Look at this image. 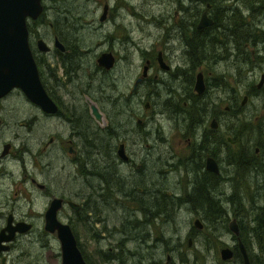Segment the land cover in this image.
<instances>
[{
  "label": "rangeland",
  "instance_id": "374dc122",
  "mask_svg": "<svg viewBox=\"0 0 264 264\" xmlns=\"http://www.w3.org/2000/svg\"><path fill=\"white\" fill-rule=\"evenodd\" d=\"M209 1H211V5L207 9L206 4L210 2L206 3L204 0H43L42 14L33 23L27 20L28 30L42 35L46 42H50L49 37L57 31L56 33L59 35L62 34L63 40L66 37L69 43L79 45L77 53L80 55L75 59V62L72 61L73 66L80 59H82V64L87 62L93 64L90 60L92 59L91 55L108 47H112L115 54L124 53L129 56L125 62L120 61L117 64L118 66L112 73V82L101 72L91 74L87 72L88 70L85 71V68L80 71L83 81L88 74L93 78L89 92L96 95L99 87H102V97H114L118 91H123L127 95L133 79L142 76L140 74L144 59L148 58L150 54L154 59L157 51H160L161 59L166 65H170V68L166 71L155 72L161 69L157 64H154L147 75L161 73L166 77L168 79L164 86L166 93L149 95V88L144 83L136 88L134 107L137 112L141 113L139 124L141 123L143 128L137 130L138 127L135 128L137 125H134L133 130L137 141L139 135L146 130L163 134V137L142 140L140 142L142 150L137 152V156L146 155L148 160L149 156L153 158L165 153L169 162L183 163L187 172L185 176L194 181L200 176L195 175V172L188 171V167L191 166L188 160L191 153H194L191 151L193 141L198 137L191 135L190 139H187L186 135L180 132L184 128L183 120L188 123L189 113H179L176 108L188 96H186L187 90L182 80L184 77L181 76L180 68L176 67L174 62L176 60L182 67L191 70L190 59L205 55L206 62L211 65L208 69L204 66L197 70L194 69L192 77H186V79L192 85L197 71L202 73L203 81L210 82L212 79L210 76L216 77V80L213 78V83L206 91L210 92L212 98L208 100L206 93L203 92L195 94L197 107L199 109L206 105L202 115L206 116L205 126L207 129L210 118L214 117L218 126L216 128L217 135L222 137L228 135L233 138L238 133L240 140L238 139L236 144L231 143V149L244 155L245 160L250 163L247 167L251 169L244 168L240 172L241 167L238 168L233 164L227 165L225 158L223 160L224 155L213 156L219 166L220 178H226L227 181L225 184L214 182L215 185L207 186L210 187L206 189V194L209 196L207 197L213 201L210 205L219 203L216 208L211 207V209L215 208L220 211L216 214L218 215L216 218L214 215L210 219L207 217L208 211L202 208L197 211L193 210L191 204L185 201L187 200L185 197H182L184 199L180 201L172 198L173 194H182L184 188L187 187L178 176L180 172L184 175L183 167L180 172L168 173L165 178L168 195V200L164 203L165 208L161 209V212H156V210H150L147 214L142 212L145 214V218L143 225L139 227L140 232L134 239H127L124 242V246L132 245L131 248L135 247L140 252L136 250V255L133 256L135 264H138V258H141L140 264H237L238 260L236 259L227 262L219 257V248L224 245L231 247L235 241L233 234L227 228V222L235 217L240 226H251L250 215L253 214L251 205L264 204V189H260L264 183V84L258 95L251 94L246 104L240 105L243 95L248 93L249 89L257 83L260 73L264 72V5L261 0ZM104 4L107 6L105 17L99 20ZM235 8L240 16L242 28L238 24L234 26L236 22H230L231 14ZM203 10H206L209 16L215 13L219 16L216 28L210 30L212 31L210 32L211 36H214L217 42L206 41L198 49L199 51L197 49L187 50L183 47V42L179 41V36L184 39L187 25L190 26L191 22L195 23L197 20L195 16L191 15L197 14L199 17ZM48 22L53 23L52 29L49 28ZM180 24H183L181 27L184 26V31L177 29ZM235 27L243 34L240 39L246 40L245 42L248 41V38L251 40L248 41V47L244 46L245 42L238 47L237 42L241 40L237 41V39L240 35L231 33L236 31ZM248 33L258 40L254 41L248 36ZM177 41L179 48L176 50ZM218 41L225 44L224 49L219 48L222 43L219 45ZM256 44L258 51H255V55H250L251 49ZM133 51L134 59L131 67L128 60L131 61ZM248 56L250 61H247ZM212 58L214 60H211ZM206 70L211 74H207ZM234 95L237 96L238 105L234 104L232 99ZM63 99L68 108H79L78 102L81 100H75L72 103L68 96H64ZM142 101H148L147 109L142 107ZM227 105L233 109V114H227V110L224 109V106ZM30 111L24 112V117L31 116L32 111ZM199 115L200 113L196 112V117ZM122 118V116H115L114 120L119 123ZM114 120L112 119V123H115ZM69 124L75 126L78 124L77 119L72 122L61 118L53 120L40 114L38 127L30 123L28 129L23 128L17 138H13L17 129L7 131L8 138L6 140L11 144L10 153L6 157L9 181L6 180L7 191L0 194V204L7 205L0 208L1 212L9 211L11 206L18 205L17 214L27 213L29 221L36 224L37 228L40 227V231H35L32 227L31 231L24 233L21 238L14 241L15 248L10 255L17 259L18 264H59L60 248L55 234L44 231L42 227L43 212L48 199L43 195L36 196L35 190L30 196L26 193L27 189L32 187L28 185L27 181L21 180L20 163L14 162L16 153L25 150V168L33 171L34 177L39 183L47 187L50 186L55 192H63V189H70V192L86 191L82 177L75 174L76 167L69 164V156L65 153V147L63 149L60 147V142L68 136L71 130ZM74 126L73 128L79 129ZM122 128V126L116 127L115 132L121 135L124 133ZM191 128L196 135H200L206 129L198 128L196 125H192ZM50 138L51 141H49ZM21 140L26 141L21 143ZM73 141L74 148L77 149L79 147L78 139L73 138ZM222 141H218L217 144L220 145ZM254 143L256 144L255 148L259 147L257 152L253 148ZM96 144L97 140H94L92 147ZM223 145L222 147H225ZM248 145L251 147L246 148ZM90 150L91 152L87 150V155L95 159V154L92 153L93 148ZM35 162L39 164L38 173ZM252 162L255 164L254 166L251 165ZM257 163L263 167L262 173L261 169L256 168ZM152 165L154 167L155 164L152 162ZM153 178L162 182L163 176H149L147 179L152 180ZM216 181H220V179ZM88 183L94 185L92 180H89ZM160 189L162 193L165 192L163 188ZM187 190L189 195L191 189L187 187ZM199 193L194 198L203 200L204 193L201 190ZM72 196L79 199V196ZM228 197H230L229 202ZM204 205L205 208L207 204ZM109 209L112 210L111 213L122 214L124 217L130 215V219L136 218L140 221L142 218V214L140 217H136V212L133 213L131 208L122 209L120 207L118 209L115 207L112 209L110 205L104 208V213L108 214ZM198 216L203 222V227L197 230L192 222ZM68 218L71 220L70 224L79 248L82 252L85 250L90 264H107L106 260L96 255V250L101 246L105 252H108L106 248L108 246L112 248L113 244L108 245V242L87 239L85 230L88 224L80 221L78 215H74L71 209L64 208L60 212L59 219L62 222H68ZM109 218L112 219L110 216ZM90 224L92 223L90 222ZM244 236L246 238L245 232ZM188 239H190L189 243ZM249 241L251 242V240ZM252 245L254 250L259 247L258 241L256 245ZM124 255L126 258L121 257L125 259L123 264H130L131 256ZM110 261L121 264L119 258ZM111 262L108 263L112 264Z\"/></svg>",
  "mask_w": 264,
  "mask_h": 264
},
{
  "label": "flooded vegetation",
  "instance_id": "af4514ba",
  "mask_svg": "<svg viewBox=\"0 0 264 264\" xmlns=\"http://www.w3.org/2000/svg\"><path fill=\"white\" fill-rule=\"evenodd\" d=\"M41 0V4H42ZM195 1V0H194ZM199 1V0H198ZM184 4V3H182ZM43 10H44V5ZM210 5L208 6V8ZM207 8V9H208ZM43 12V11H42ZM42 14V13H41ZM188 14V13H187ZM202 14V12H201ZM201 14H192L191 16H195L196 22H191V25H187V32L185 33L186 36L181 38L179 36V41L183 42V47L188 49H200L204 42L208 41L210 43L217 42L214 40V36L211 34L199 36V33L196 31L207 29L210 31L217 26V17L216 14L209 16L207 13V17H209L212 21L210 26L203 27L198 29L195 27L198 20L201 17ZM189 15V14H188ZM190 16V15H189ZM39 17V16H38ZM105 17V14H104ZM187 18V17H186ZM37 19V18H36ZM30 20V19H27ZM35 20V19H34ZM34 20H30L31 23ZM183 24H180L177 29H181L184 31V26L181 27ZM48 26L52 29L53 23L48 22ZM192 27V28H191ZM209 27V28H207ZM26 28H27V21H26ZM9 31H13V29H8ZM7 30V31H8ZM228 34V27L226 29ZM57 31L53 32L52 35L49 37L50 42H46L42 35H38L37 33H33L32 31L28 30L27 28V46L29 49L30 56L32 58L34 67L37 72V77L39 82L41 83L44 91L51 99L52 102L55 103L57 106L56 111L53 113H44L40 110V108L30 102L20 88L12 86L7 89H2V76L1 74H14V69L10 66H2L0 65V194H4L7 191V182L9 181L8 167H7V155L10 153L11 144L6 140L8 138L7 131L9 130H16L14 132L13 138H17L19 136L20 131L23 128L29 127L30 123L33 125L35 124L36 127L39 125V117L40 114L43 116L49 117L51 119L61 118L68 122H72L77 119L78 124L75 126L73 124H69L71 130L68 136L60 142V147L63 149L65 147V153L69 156V164L70 166H75V174L80 175L82 177L83 182L86 186V191L84 192H70V189H63V192L57 193L50 188V186H45L44 184L39 183L33 174L32 170H27L25 168L24 162H26L24 158L25 150L18 151L16 153V160L14 162L20 163V174L22 176V181H27L28 185H31L32 188H28L26 193L30 196L32 195L33 191L35 190V195H43L45 196L48 201L46 202L47 205L49 204L52 198L60 199V206L56 211V217L60 221V212L64 208H69L74 213V215H78L80 221H84L88 225L86 226L85 233L87 235V239H97L99 242H108L111 246L106 248V251L99 246L96 250V255L99 256L101 259L111 262V259L119 258L121 264L124 263L126 255L131 256L130 264H135L134 255H136V248L132 245L128 247V245L124 246V242L127 239H134L136 234L140 232L139 227L143 225V220L146 214L150 210H154L153 205L166 206L164 203L168 200V195L166 193V183L165 178L168 173L180 172L183 163H172L168 161L167 155L165 153L159 154L155 157H148L150 162H147V156H137V152L142 150V144L140 141H137V137L134 133L133 127L137 125L135 128L140 130L141 123L139 124L140 118V111L137 112L135 105V91L138 86H141L143 83L147 85L149 95H157L159 93H166L164 86L168 79L164 77L161 73H154L153 75H147V73L152 69L154 64H157L158 68L161 70H157L155 72L166 71L170 68V65L167 66L165 69L161 68L156 60L157 53L152 58V55L148 58L144 59V62L141 66H146L145 75L138 76L133 79L130 88L128 89V94L125 95L123 91H118L114 97H102V87H99L98 93L96 95L89 92L90 88L92 87L93 78L91 75H87L84 81L82 77H80V71L85 68V71L88 70V73L97 74V72H101L104 76L109 79V81H113L112 73L115 71L117 64L122 61L125 62L126 58L128 59L129 56L125 55L124 53H114L112 47L105 48V50L99 51L97 54H92L91 57L93 64L88 62L86 64H82V59L79 60L78 63H75V66L72 65V61L75 62V59L80 55L77 53V47L79 45L71 44L68 41V38H61L62 34L56 33ZM263 32V31H261ZM215 35L217 33L213 32ZM250 35V34H248ZM228 36V35H227ZM250 37L256 41L258 39L253 38V35ZM38 39H41L45 45L43 47L45 50H41L36 43ZM256 39V40H255ZM248 40V39H247ZM251 41V40H250ZM219 45L222 43L218 41ZM245 47L249 46L248 42H245ZM197 47V48H196ZM225 44L222 43L219 48L224 49ZM19 46L15 45V49H18ZM179 48V43L175 46L177 50ZM258 51L257 44L251 49V55H255V51ZM85 49L83 50V52ZM199 51V50H198ZM160 52V51H157ZM100 53H109L112 57V64L109 68H104L97 64L96 58ZM257 53V52H256ZM161 55V53H160ZM187 55V54H186ZM258 55V54H257ZM228 56V55H227ZM15 54L10 51L9 53H5L3 55V61L8 64L13 61ZM85 58L86 57L84 56ZM134 59V51L132 54V59L129 61V65H133ZM202 60V61H200ZM211 60H214L213 58ZM228 60V58H227ZM191 63V70L186 69L180 65V62H174V65L180 68L179 72L182 77H184L183 83L186 86L187 99L181 103V105L176 109L179 113L186 112L189 113L188 117L192 118L193 122L188 123L184 121V128L180 130V132L186 135L187 139H190L191 135H195L196 138L193 141V147L191 151V157L188 160V163H191V166L188 167V171L195 172V175L200 176L197 180H190V178L186 177V167H183L184 175L180 172L178 174L179 178H181V182L187 185L191 189L190 193L196 189H209L212 184L215 185L214 182L223 183L225 184L227 179L220 178L219 166L217 164V160L213 158V156L218 157L219 155H224L223 160L227 162V148L222 147L223 143L226 142L228 144V135L226 137H222L218 134V131L215 128H211L209 122L212 118H210L208 122V129L205 126L206 116L200 113L199 116L196 117L197 110V103H196V92L193 89L194 82L191 83L186 79L192 77L195 70L200 69L201 67H206L207 69L211 66L208 62H206L205 55L200 57H192L190 59ZM195 69V70H194ZM207 71V70H206ZM142 72V69H141ZM140 72V73H141ZM200 72V71H197ZM201 73V72H200ZM264 72H261L262 74ZM207 74H211V72L207 71ZM141 75V74H140ZM202 75V73H201ZM214 76V75H213ZM210 76L212 79L210 82L203 81L205 84V90L203 93L208 97V100L212 97L210 92H206L209 88L210 84L213 82V78L216 80V77ZM49 77V78H48ZM220 78V77H219ZM138 81L135 83V80ZM52 80V84L50 82ZM203 80V77H202ZM259 80V79H258ZM257 83L253 85L251 89H249L248 93L243 95L247 97V100L250 98V95H258L261 91V87L257 86ZM99 85V84H98ZM97 85V87H98ZM149 86V87H148ZM145 87V86H144ZM3 91V92H2ZM70 95V96H69ZM197 95V94H196ZM64 96H68V98L72 101V103L76 100H81L79 103V108H68L67 105L64 103ZM242 97V98H243ZM246 100V102H247ZM88 102L93 103L98 111L101 114L102 122L101 124L97 123L91 116H90V108ZM246 104V103H245ZM244 104V105H245ZM104 105V107H103ZM146 105V107H145ZM192 105H194L195 109L192 110ZM243 105V106H244ZM112 106V107H111ZM149 106L148 101H142V107L147 109ZM126 107V108H125ZM206 105L204 106V108ZM32 112H31V111ZM228 110V108H227ZM31 112V116L24 117V112L28 113ZM122 116L121 122H115V116ZM126 116V117H125ZM138 118V119H136ZM104 119V122H103ZM112 119L115 123H112ZM178 119V118H177ZM120 120V119H119ZM128 125H127V122ZM178 123V121H177ZM196 125L198 128H206L202 131L200 135H196V133L192 130L191 126ZM74 127H79V129H75ZM122 126L124 133L121 135L115 132L116 127ZM218 128V126H217ZM131 129V131H130ZM129 132V133H125ZM145 136L148 139H160L163 137V134H159L157 132H153L151 130H147L139 135ZM73 138L78 139L79 147L76 149L74 148V141ZM231 138V137H230ZM223 139V141H222ZM225 139V140H224ZM97 140V144L93 146V141ZM145 140V139H144ZM198 140V141H196ZM26 140H21L20 142L23 143ZM51 141V138L49 139ZM218 141L220 145H218ZM232 143L231 141H229ZM225 145V144H224ZM223 145V146H224ZM260 147L261 145L258 144ZM122 148L123 156L119 155V148ZM90 148H94L95 150V159L90 158L87 153L88 151L91 152ZM258 148V149H257ZM255 148V152L259 150V147ZM17 149V148H16ZM18 150V149H17ZM88 150V151H87ZM168 153V152H167ZM210 157L212 158L218 167L217 173H213L211 171L206 170L205 163L206 159ZM155 158V159H154ZM152 162L155 164L154 167ZM150 163V164H148ZM257 167L261 173L263 167L261 164L257 163ZM35 166L37 167V173L39 171V164L35 162ZM33 167V166H31ZM201 173V174H200ZM260 173V174H261ZM264 174V173H263ZM149 176L160 177L163 176L162 182L153 178L152 180L147 179ZM261 178V177H260ZM95 179V180H94ZM220 179V181H216ZM7 180V182H6ZM94 181V185H90L88 181ZM194 183V184H193ZM194 185V186H193ZM218 185V184H216ZM187 187L184 188V191L180 195H172V198L175 200H182L187 193ZM165 191L164 193L161 192V189ZM262 190V188H260ZM207 192V190L205 191ZM41 193V194H40ZM187 193V194H186ZM27 195V196H28ZM72 195L79 196V199L73 198ZM152 195L153 198L148 199V196ZM208 196V195H207ZM49 197V198H48ZM209 197V196H208ZM207 197L208 201L213 202L211 199ZM226 198V197H225ZM67 202H71L74 205H77L75 209L71 208ZM148 202L147 204H144ZM150 202V203H149ZM112 206V209L117 207L118 209L122 207V209L131 208L132 212H136V217H140L142 214V218L140 221L136 218L130 219V215H126L125 217L122 214H114L111 213L112 210L109 209L108 214L104 213V208L108 206ZM2 206H7L4 204H0V208ZM202 206V207H201ZM217 206V203L207 206L204 208L201 202H196L192 209L197 211V209L202 208L210 213V210H214ZM47 207V206H46ZM211 207H215L211 209ZM0 209V264H18L17 259L14 258L10 253L15 248L14 241L21 236L31 231L32 227L35 231H40V227H36V224H32L29 219L27 218V213L21 212L20 215L17 214L19 209L18 205L11 206L9 211L1 212ZM252 213L250 216V221L252 225L247 226H240L237 224L235 217V224L237 227L238 234H233L229 229V231L233 234V239L235 240L233 245L229 247L232 251L231 256L227 259V262L232 261L233 259L238 260L237 264L243 263V256L241 250L238 246V241H240L243 245L244 250L246 251L247 261L249 264H264V250H261L259 247L254 250V245L259 238L253 237V229L258 227V224L261 222L264 223V204L261 203L260 205L252 204L251 205ZM191 211V210H187ZM159 212V211H156ZM109 216L112 218L110 220ZM207 217L210 216L207 215ZM231 218V219H232ZM114 219V220H113ZM230 219V220H231ZM229 220V221H230ZM111 221V222H110ZM194 221H197L201 228L203 227V222L198 218H195ZM228 221V222H229ZM62 222V221H60ZM71 220L68 218V222H63L69 225L71 231L72 227L70 224ZM83 222V223H84ZM90 222L92 224H90ZM227 222V223H228ZM249 222V221H248ZM28 224V228L25 231L19 232L17 230V224ZM43 227V226H42ZM8 228H15L12 232H9ZM200 228V229H201ZM44 230V229H43ZM198 230V229H197ZM244 232L246 233V238L244 236ZM41 234V232H40ZM10 235V239H3L4 237H8ZM72 235L74 239L75 233L72 231ZM55 239L58 242V239L55 236ZM251 240V242L249 241ZM119 242H123L122 244ZM76 243L78 245L77 239ZM140 246V245H139ZM79 247V245H78ZM80 249V248H79ZM82 257L85 261V264H90L89 259L86 255L85 250L80 249ZM138 251V250H137ZM139 252V251H138ZM140 253V252H139ZM18 255V254H17ZM142 255V254H141ZM19 256V255H18ZM120 256V257H119ZM22 258V257H20ZM88 259V260H87ZM141 261V258L137 259V263ZM38 263V262H37ZM115 264V262H111Z\"/></svg>",
  "mask_w": 264,
  "mask_h": 264
},
{
  "label": "water",
  "instance_id": "95a60500",
  "mask_svg": "<svg viewBox=\"0 0 264 264\" xmlns=\"http://www.w3.org/2000/svg\"><path fill=\"white\" fill-rule=\"evenodd\" d=\"M106 8L107 6L104 4L99 20L104 18ZM42 11L43 6L41 4V0H0V65L10 66L15 71L14 74L11 73L10 75L1 74L2 89H0L4 90L12 86L18 87L21 89L25 97L33 104H36L42 112L53 113L56 111L57 106L51 101L39 82L37 72L27 46L26 21L27 19H36ZM211 24V19L207 17L205 11H202L201 17L195 27L201 29L203 27L210 26ZM8 29H13V31H9ZM36 43L41 50H45L43 47L45 43L41 39H38ZM15 45H18L19 48L15 49ZM10 51L15 54V57L12 62L6 64L3 61V55L5 53H9ZM156 60L161 68L165 69L167 67L161 60L160 52H157ZM96 61L98 65L104 68H109L112 64V57L109 53H100L96 58ZM145 70L146 66H143L141 73L142 76L145 75ZM263 80L264 73L259 76L258 86L261 82H263ZM137 81L138 79L135 80V83ZM193 89L196 93H201L204 90L202 75L200 72L195 74ZM87 103L90 108V116L97 123L101 124L102 117L100 112L93 103L88 101ZM227 108V106H224L225 110H227ZM209 125L211 128L217 127L216 120L212 118ZM119 149V155L123 156L122 148L120 147ZM205 168L213 173H217L218 171L216 162L210 157L206 159ZM67 203L73 209L77 206L71 202ZM59 206L60 199L52 198L50 200L43 212V229L48 233H54L58 239L60 248L59 264H85L81 251L76 243V239H74L72 235L69 225L60 222L56 217V211ZM192 225L197 229L201 228V225L197 221H193ZM28 227V224L25 223L17 224V230L19 232L27 230ZM227 228L234 235L237 234L238 231L234 218L227 223ZM14 229L8 228L9 232H12ZM3 239H10V235L8 237H4ZM187 241L189 243L190 239ZM238 246L243 256L242 264H249L247 261L246 251L240 241H238ZM218 252L219 257L222 260L228 259L232 254L231 249L226 245L221 246Z\"/></svg>",
  "mask_w": 264,
  "mask_h": 264
},
{
  "label": "trees",
  "instance_id": "16d2710c",
  "mask_svg": "<svg viewBox=\"0 0 264 264\" xmlns=\"http://www.w3.org/2000/svg\"><path fill=\"white\" fill-rule=\"evenodd\" d=\"M200 1H202V0H200ZM204 2H206V3H208V2H210V3H208L209 5H211V1H209V0H204ZM251 2V1H250ZM261 2H263V0H261ZM247 3H249V2H247ZM216 14V13H215ZM231 18L232 19H230V22L231 23H235L234 24V26L235 25H237L238 24V26L240 27V28H242V23H241V21H240V16H239V14L237 13V11H236V8H235V10H233V12H232V14H231ZM216 17L218 18L219 16H217L216 15ZM217 23V22H216ZM230 26H233V25H230ZM207 28H209V27H207ZM237 29V27H235V30ZM197 33H199V36H202V35H207L208 36V34H210L208 31H207V29H202V30H199V31H196ZM232 33V35H236L237 33H239V37H238V39H237V41L241 38V36H243V34H242V32H240V31H235V32H231ZM202 34V35H201ZM248 34H250V33H248ZM228 35V34H227ZM230 35V34H229ZM249 37H250V35H248ZM248 36H245L246 38H248ZM263 37V36H262ZM214 38V37H213ZM251 38V37H250ZM214 40H216L215 38H214ZM241 41H238L237 42V45H238V47L239 46H242L243 45V43L246 41V40H243V39H240ZM248 41H250L249 40V38H248ZM247 41V42H248ZM251 55V54H250ZM247 61H250V57L248 56L247 57ZM196 97V96H195ZM197 98V97H196ZM232 99H233V101H234V104H236V105H238L237 104V96L236 95H234V97L232 96ZM241 100H242V98H241ZM241 102V101H240ZM228 106V105H227ZM229 107V106H228ZM178 108V107H177ZM176 108V109H177ZM192 110H194L195 109V107H194V105H192ZM196 110V109H195ZM197 110H198V112L199 113H203L204 112V106H202L201 108H199L198 109V107H197ZM233 109H231L230 107H229V110H227V114H233ZM211 118H214V117H211ZM215 119V118H214ZM216 120V119H215ZM193 122V120H192V118H189V123H191V122ZM146 137L145 136H139V140H140V142L142 141V140H144ZM232 139V143H234V144H236L240 139H239V135H238V133H236V135H234V137L233 138H231ZM239 139V140H238ZM229 142V141H228ZM224 144H225V146L227 147L228 146V150H227V161H228V164H233V165H235V166H237L238 168H240L241 167V169H239L240 170V172H242L243 170H244V168L245 169H251V168H249V167H247L250 163H248V161H246L245 160V158H244V155H242V154H240V153H237V152H235L234 150H232L231 148H232V145H231V143L229 142L228 144L226 143V142H224ZM251 147V145H248V146H246V148H250ZM256 147V144L254 143V147L253 148H255ZM92 153H94V154H96L95 153V150H94V148H93V151H92ZM251 165L252 166H254L255 164L252 162L251 163ZM148 178V177H147ZM95 180V179H94ZM264 185V183H262V186ZM262 186H260V188L262 187ZM264 187V186H263ZM201 190V192H203L204 193V196H202V199L204 200H198V199H196V198H194V196L196 195V196H198V194H200L199 193V191ZM151 198H153L152 197V195H150V196H148V199H151ZM185 198L187 199V200H185L186 202H188V203H190L191 204V206H193L196 202H201L202 204H203V206H205L204 204H211V202H209L208 200H207V194H206V192H205V190L204 189H198V190H196V189H194L191 193H189V195H186L185 196ZM229 198L230 197H228V202H229ZM148 202H145L144 204H147ZM150 203V202H149ZM219 205V203H217V206ZM155 208V209H154ZM165 208V206H163V205H161V206H159V204L158 205H153V208L152 209H154V210H156V211H159V212H161V209H164ZM220 211H219V209L218 210H216V209H214L213 211L212 210H210V213H209V215L208 216H210V218L211 217H214V215H216V214H218ZM218 215H216L215 216V218L217 217ZM253 237H256V238H259L257 241H258V244H259V248L261 249V250H264V223L263 222H261L260 224H258V227H255L254 229H253Z\"/></svg>",
  "mask_w": 264,
  "mask_h": 264
},
{
  "label": "bare ground",
  "instance_id": "6f19581e",
  "mask_svg": "<svg viewBox=\"0 0 264 264\" xmlns=\"http://www.w3.org/2000/svg\"><path fill=\"white\" fill-rule=\"evenodd\" d=\"M258 83H259V82H258ZM263 83H264V80H263V82H261V84H260L259 86H258V84H257V86H258V87H261ZM203 88H204V90H205V84H204V82H203ZM204 90H203V91H204ZM203 91H202V92H203ZM246 100H247V97L244 96V97L242 98L241 102H240V105L243 106V105L246 103ZM228 110H229V107H228ZM228 140L231 141V138L228 137ZM261 186H262V185H261ZM263 186H264V185H263ZM263 186L261 187L262 190L264 189ZM260 193H261V192H260ZM263 197H264V194H263ZM237 234H238V232H237ZM240 243H241V242H240ZM241 245H242V243H241ZM242 246H243V245H242Z\"/></svg>",
  "mask_w": 264,
  "mask_h": 264
}]
</instances>
